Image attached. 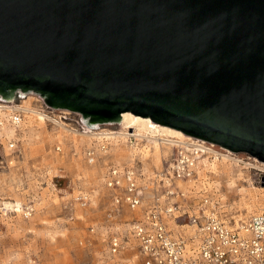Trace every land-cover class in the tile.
<instances>
[{
    "label": "water",
    "instance_id": "obj_1",
    "mask_svg": "<svg viewBox=\"0 0 264 264\" xmlns=\"http://www.w3.org/2000/svg\"><path fill=\"white\" fill-rule=\"evenodd\" d=\"M30 93L264 161V0H0V100Z\"/></svg>",
    "mask_w": 264,
    "mask_h": 264
},
{
    "label": "rangeland",
    "instance_id": "obj_2",
    "mask_svg": "<svg viewBox=\"0 0 264 264\" xmlns=\"http://www.w3.org/2000/svg\"><path fill=\"white\" fill-rule=\"evenodd\" d=\"M29 96L34 98L32 106L40 110H48L47 114L64 122L67 125L65 128H69V130L99 131L104 128L115 130L120 127V119L90 122L77 111L52 106L47 109L45 107L46 103L36 93L25 94L24 97L18 98L16 102L0 100V103L9 104L10 106L20 104L23 99ZM31 124L26 120L17 128V134L14 137L0 138V160H2V163L0 162V264H30V258L36 261L35 264H96L106 248L104 242L106 221L113 219V211H110L112 209L111 199L113 193L103 184V173L112 160L107 161L98 179H91L83 170L74 171V169L67 166V163L70 159L84 157V149L87 146L96 147L97 141L95 139L84 137L77 142L69 138L66 140L67 137L64 138L62 134L64 129L52 120L46 121L44 130L35 124L31 126ZM129 131L132 132V129H129ZM48 134L52 138L59 136L65 141L61 143L56 137L53 139L54 141L48 142L46 138ZM189 136L195 140L200 139L192 135ZM11 138L15 139L16 148L20 153L17 154L15 149L9 148L8 140ZM109 141L111 144L107 150L111 151L115 147V143ZM137 142L133 139L132 142L127 141V145H134ZM27 143L31 146H40L39 154L41 155L42 152L46 151L44 150L45 146L47 147L49 144V147H52L55 151V146H60L61 149L57 151L62 153V149H64L66 163L57 166L44 159L41 160L42 163L33 159H30L29 162L23 161L21 150ZM210 143L214 144L213 142ZM42 146H44L43 149ZM212 148L219 153L229 154L241 162L239 161L238 164L234 162L231 175L224 173L215 176L210 171H206L208 178L204 179L203 184H207L208 188L199 180L197 181L202 187L201 193H199L200 196L204 194L203 191H210L215 194V197L220 198L228 210L246 213L245 203L240 195L241 189L246 190L248 187L254 189L249 184L250 181H252V184L260 186L257 182L258 171L253 167H264L261 164L264 161L249 153L232 151L218 144H214ZM174 150L175 148L173 152ZM139 152L140 150L137 149L134 154L137 155ZM8 153L15 156L20 165L19 173L15 174V177L6 174L8 171L6 155ZM99 153L100 151L98 156ZM132 155L121 159L118 163L127 162ZM139 155L142 157V154L139 153ZM171 156L166 160L170 159ZM212 158L213 155L208 160ZM113 163L117 162L113 161ZM250 164L253 167H249ZM248 180L250 181L248 182ZM230 181H233L235 185L233 186ZM80 190L91 191L90 202L87 205L80 206L78 201L75 200ZM16 200L21 201L23 204L19 213L12 210V206L3 203L5 201L15 203ZM194 201H198V199ZM26 206L33 210L30 216L27 217L25 216ZM84 207L88 209V214L82 218L80 214L81 209ZM126 211L127 207L123 206L119 217L126 218ZM140 211L138 210L134 216H139ZM245 215H248V213ZM91 227L94 228V231H90ZM134 243L132 241V245ZM133 252L132 254H136L135 250ZM128 255L129 253L126 254L125 260H123L126 264L129 262L127 261L128 258L132 257V255ZM124 262L123 264H125ZM135 263H138L136 255Z\"/></svg>",
    "mask_w": 264,
    "mask_h": 264
},
{
    "label": "built area",
    "instance_id": "obj_3",
    "mask_svg": "<svg viewBox=\"0 0 264 264\" xmlns=\"http://www.w3.org/2000/svg\"><path fill=\"white\" fill-rule=\"evenodd\" d=\"M18 105H11L10 111L16 129L25 115ZM45 107L49 109V105L45 104ZM43 112L48 113V110ZM130 139L132 141L134 137L130 136ZM202 141L211 147L215 144ZM8 146L20 153L15 139L8 140ZM98 146L105 149L107 145L99 143ZM55 147L60 150V146ZM191 148L175 147L171 158L153 177H148L140 159L135 158L130 164H108L105 185L118 192L111 201L110 211L115 216L106 221V248L98 264H118V261L122 264L116 257L132 254L133 250L138 264H264V207L238 218V212L228 210L210 191L205 190L203 195L194 197L177 185L178 179L186 180L196 174L199 157H196L197 149ZM95 149L94 146L86 148V160H95L98 152ZM253 168L258 171L257 182L264 187V167ZM151 190L156 196L148 205H142L141 216L119 217L123 206L136 209ZM195 199H198L197 203ZM76 200L86 205L90 197L82 192ZM32 211V208H26L25 216H30ZM171 222L179 227L195 225V229L192 233L185 232L184 228L174 231ZM132 241H135L134 245ZM29 261L36 263L32 259Z\"/></svg>",
    "mask_w": 264,
    "mask_h": 264
},
{
    "label": "bare ground",
    "instance_id": "obj_4",
    "mask_svg": "<svg viewBox=\"0 0 264 264\" xmlns=\"http://www.w3.org/2000/svg\"><path fill=\"white\" fill-rule=\"evenodd\" d=\"M33 100L34 98L32 96H29L28 98L23 99L21 103L18 105L19 107L23 108V110L25 111V115H24L25 119L22 122H25L27 120V122H31L33 125L35 124L36 126L43 128L44 130L45 129L44 125H46V121L52 120V121H55L59 126H61L64 129L63 132L62 131L61 132L64 138L67 137L66 140H68L69 138V139H72L74 142H77L81 138L86 137L89 139L90 138L95 139L97 141V145L96 147L95 146L94 147L98 150V152L100 151V153L98 156V152H97L95 160L94 159L90 161L86 160L84 156L82 158L77 157L74 159H70L67 163V166L74 169V171L83 170L85 174L91 179H98V177L102 174V170L107 164V161L109 160H112L111 163H113V161L117 162L113 164L123 165V164L132 163L133 160H135V158L140 159V161L142 162V165L144 164L143 165L144 169L148 171L149 173L148 177H153L155 172H159L160 170H162L166 159L170 155H172L173 149L175 147H183L184 149H187V148L192 149L191 147H193L197 149L196 157H199L197 161V166H196V174L193 178H190V179H186V180L178 179L176 183L181 189L186 190L187 192L191 193L192 196L197 197V196H200L199 193H201V190H202V187H200L197 181L199 180L203 184L204 179L208 178L206 171H210L215 176H218L224 173H226L227 175H231V168L234 166V162L238 164L240 161L229 154L219 153L217 150L213 149L211 146L205 145L204 142L202 141L203 139L195 140L193 139V137L189 136L188 134H185L180 129H176L168 125H164V124L152 121V119L148 116L134 114L130 111H124L121 113V118H119L120 127L115 130L107 129V128H104L99 131H93V130L76 131L74 129L69 130V128H65L67 127V125L64 122H61L55 117H52L49 114L43 112L42 109L40 110L39 108L32 106ZM11 109L12 107L9 104L7 105V104L0 103V138H3V137L10 138V137H14L15 134H17V129L15 125H13V123L11 122V116H10ZM129 129H132V132H130ZM130 136L134 137V140L135 141L137 140L138 142L136 144L134 143V145L132 144L128 146L127 141L132 142L130 139ZM46 138L48 142L54 141L53 140L54 138H56L61 143L65 141L64 139H61V137L59 136H55L54 138H52L50 134H48ZM109 140L115 143V147L111 151L107 150L111 144ZM104 141H108L109 144ZM99 143L100 144L106 143L107 145L106 148L103 149L99 147L98 146ZM27 144H25L24 145L25 147L23 148V150H21L23 161L29 162L30 159L31 160L33 159L34 161L39 160V162L42 163L41 160L44 159L46 161L48 160L50 163L57 165V166L66 163L64 149H62L63 150L62 153H59L57 150L55 151L52 149V147H49L50 144L47 147L44 145L45 146L44 150H46L47 152L45 151L44 152L45 154L42 152V155H41L39 154L40 146H37V145L31 146ZM137 145H139L140 147H138ZM44 146H42V149ZM91 146L92 145H89L87 147H91ZM86 148L84 149V152ZM137 149L140 150L139 153L142 154V157H140L139 153L137 155L136 153L134 154V152ZM131 155H132L131 159H129L127 162H124L122 164L118 163L120 162L121 159L129 157ZM212 155H213V158L208 160V158ZM137 156H139V158H137ZM6 158H7V169H8L6 174H8L9 176L15 177L14 175L19 173V169H20L19 162H17V158H15V156H12L10 153L6 155ZM107 167L103 173V184L106 188L112 191L113 196H114L118 192V190L117 189L113 190L107 187L104 182V174L107 170ZM249 167H253V165L250 164ZM249 181L250 180H248V182ZM230 183L233 186L235 185L233 181H230ZM249 184H251L254 187V189L252 188L249 189V187L246 190L241 189L242 192H240V195H241V199L245 203L244 207L246 208V213H239L238 218H243L242 216L243 214L254 213L260 210V208L264 207V187L256 186L252 184V181H250ZM204 186L207 187V184H205ZM216 189L218 190V187ZM82 192H86L89 195V197L91 195V191H88V192L82 191V190L79 191V193H82ZM79 193L76 196H78ZM155 196H156L155 192L153 193V191L151 190L149 191V193L145 195V197L142 200V204L138 206L139 208L136 207V209L131 210L127 207L126 218L127 219L132 218L131 216H134L138 210L139 211L141 210L140 215H139L141 216L142 210H143L142 205L144 206L148 205L150 202H152ZM75 200H76V197H75ZM194 202L197 203V201H194ZM3 203L7 206L9 205L12 206V210H14L15 212L19 213L22 210L23 204L21 201L16 200L15 203L10 202V201H5ZM183 203H186V201H184ZM79 205L81 206L80 203ZM26 208H29V207H26ZM86 214H88V209L84 207L81 209L80 215L82 218H84ZM114 216L115 215L113 214V218ZM134 217H137V216H134ZM171 226L174 229V231H179L180 228H184L185 232L187 233H192L195 229V225H189V224L179 227L175 223L173 224V222H171ZM90 231H94V228L93 230H90ZM125 255L123 256L119 255L116 257V259L121 260V263L123 264L124 262L123 260H125L124 258ZM130 255H132V257L131 258L129 257L130 259L128 258L127 261L129 262L126 261L127 264H138V263H135V254H129L128 256ZM99 258L96 264L100 262ZM118 264H119V261H118Z\"/></svg>",
    "mask_w": 264,
    "mask_h": 264
},
{
    "label": "crops",
    "instance_id": "obj_5",
    "mask_svg": "<svg viewBox=\"0 0 264 264\" xmlns=\"http://www.w3.org/2000/svg\"><path fill=\"white\" fill-rule=\"evenodd\" d=\"M125 257H126V255H125ZM125 257H124V258H125Z\"/></svg>",
    "mask_w": 264,
    "mask_h": 264
}]
</instances>
